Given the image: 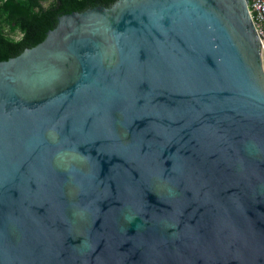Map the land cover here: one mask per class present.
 I'll return each mask as SVG.
<instances>
[{"label":"water","instance_id":"water-1","mask_svg":"<svg viewBox=\"0 0 264 264\" xmlns=\"http://www.w3.org/2000/svg\"><path fill=\"white\" fill-rule=\"evenodd\" d=\"M262 49L249 0H117L0 60V264H264Z\"/></svg>","mask_w":264,"mask_h":264},{"label":"trees","instance_id":"trees-1","mask_svg":"<svg viewBox=\"0 0 264 264\" xmlns=\"http://www.w3.org/2000/svg\"><path fill=\"white\" fill-rule=\"evenodd\" d=\"M42 1L0 0V60L17 56L43 41L47 32L56 27L57 17L96 5L111 6L117 0H54L48 7ZM15 32L23 33L22 37H13L11 33Z\"/></svg>","mask_w":264,"mask_h":264},{"label":"built area","instance_id":"built-area-1","mask_svg":"<svg viewBox=\"0 0 264 264\" xmlns=\"http://www.w3.org/2000/svg\"><path fill=\"white\" fill-rule=\"evenodd\" d=\"M249 8L264 44V0H249ZM264 59V49H262Z\"/></svg>","mask_w":264,"mask_h":264},{"label":"flooded vegetation","instance_id":"flooded-vegetation-1","mask_svg":"<svg viewBox=\"0 0 264 264\" xmlns=\"http://www.w3.org/2000/svg\"><path fill=\"white\" fill-rule=\"evenodd\" d=\"M54 2V0H43L42 1V4L44 5V7H48V6H50L52 3ZM60 17V16H59ZM59 17H57V18H59ZM9 29L7 28V31H8ZM9 32V31H8ZM15 33H17V36L15 35ZM15 33H11V35L13 36V37H15L16 39H20L21 37H22V35H23V33H21V32H15Z\"/></svg>","mask_w":264,"mask_h":264},{"label":"rangeland","instance_id":"rangeland-1","mask_svg":"<svg viewBox=\"0 0 264 264\" xmlns=\"http://www.w3.org/2000/svg\"><path fill=\"white\" fill-rule=\"evenodd\" d=\"M15 35L17 36V33H15Z\"/></svg>","mask_w":264,"mask_h":264}]
</instances>
